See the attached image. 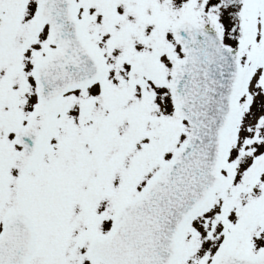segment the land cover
I'll use <instances>...</instances> for the list:
<instances>
[{"label":"snow or ice","instance_id":"6c2138e0","mask_svg":"<svg viewBox=\"0 0 264 264\" xmlns=\"http://www.w3.org/2000/svg\"><path fill=\"white\" fill-rule=\"evenodd\" d=\"M0 264H264V0H0Z\"/></svg>","mask_w":264,"mask_h":264}]
</instances>
